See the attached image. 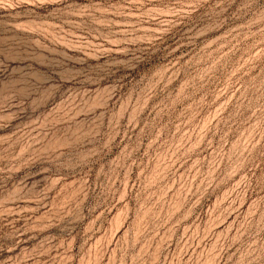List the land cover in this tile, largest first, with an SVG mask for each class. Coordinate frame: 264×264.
<instances>
[{"label":"rangeland","instance_id":"rangeland-1","mask_svg":"<svg viewBox=\"0 0 264 264\" xmlns=\"http://www.w3.org/2000/svg\"><path fill=\"white\" fill-rule=\"evenodd\" d=\"M0 264H264V0H0Z\"/></svg>","mask_w":264,"mask_h":264}]
</instances>
